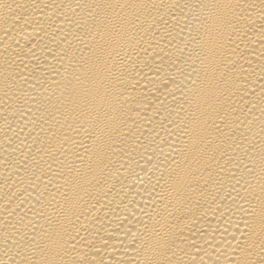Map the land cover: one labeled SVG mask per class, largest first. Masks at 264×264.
I'll return each instance as SVG.
<instances>
[{
  "label": "bare ground",
  "instance_id": "6f19581e",
  "mask_svg": "<svg viewBox=\"0 0 264 264\" xmlns=\"http://www.w3.org/2000/svg\"><path fill=\"white\" fill-rule=\"evenodd\" d=\"M0 264H264V0H0Z\"/></svg>",
  "mask_w": 264,
  "mask_h": 264
}]
</instances>
